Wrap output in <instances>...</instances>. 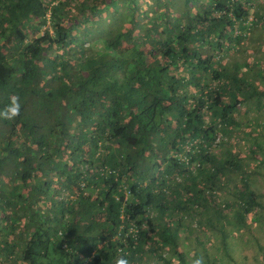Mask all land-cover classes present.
I'll return each mask as SVG.
<instances>
[{
  "label": "trees",
  "instance_id": "16d2710c",
  "mask_svg": "<svg viewBox=\"0 0 264 264\" xmlns=\"http://www.w3.org/2000/svg\"><path fill=\"white\" fill-rule=\"evenodd\" d=\"M256 1L0 0V108L22 103L0 120V264H225L209 228L248 264L228 237L264 226V136L248 159L230 139L264 69L219 56L264 25Z\"/></svg>",
  "mask_w": 264,
  "mask_h": 264
},
{
  "label": "rangeland",
  "instance_id": "374dc122",
  "mask_svg": "<svg viewBox=\"0 0 264 264\" xmlns=\"http://www.w3.org/2000/svg\"><path fill=\"white\" fill-rule=\"evenodd\" d=\"M153 4H149V6H152ZM155 7V6H154ZM264 9V0H258L255 2L253 7L250 9V16L251 18L254 14V11H261ZM105 12L103 11L104 15ZM148 19L144 20V23L142 26H149L150 23L147 22ZM262 22V21H260ZM257 27L253 28L252 30L249 31L248 33V38L247 40H244L239 48V50H235L228 55L224 56H219L223 62H227L231 65L234 61H239L242 62L246 60L247 62H250V66L255 69L256 66L263 68L264 69V41H262V38L264 36V25H260V23H256ZM128 26V25H127ZM130 27V26H129ZM103 32H105V29L102 27L101 28ZM262 36V37H261ZM90 41L85 42V46H88ZM93 46L96 47H101L102 43L99 41H95L92 43ZM128 46V44H126ZM123 46V47H126ZM251 74L249 75V77ZM256 77V75H255ZM261 78H264L261 77ZM260 79H255L256 84H258ZM254 79V78H253ZM235 115L236 118L238 119L239 124L233 126V133L231 136V143H234L235 148H239L240 152H242L245 156L246 159L251 158L252 155L249 153L251 144L250 139L252 136H257L259 140L263 139L264 136V109L263 110H256L255 106L248 107L244 105L243 103L238 104L235 107ZM258 122V124H256ZM249 131H251V135L249 134ZM218 139L217 142L219 143L221 141V136L218 134L217 135ZM232 146V145H231ZM218 151L220 149L224 148V144L222 145L219 143V146H217ZM217 151V149H215ZM263 154V153H260ZM263 161H264V155H262ZM253 163V161H251ZM264 168V162L263 166L262 163L259 164V168ZM257 169L258 168H254ZM254 179L251 181L253 189L259 193L262 194V200H264V169L259 172V174H254L253 175ZM224 195V194H222ZM195 223H193L194 225ZM231 227L230 224L226 225V228L229 229ZM217 230L216 229H205L202 233L201 236H207L210 237L209 240L206 242L207 246V252L208 253H216L220 257H222V261L225 262V264H236L235 261H230L228 256H225L224 252L220 250L221 248V243L219 240V237H217ZM181 240L185 239V232L181 233ZM249 237V239H247ZM229 241H231L232 244H235V247L238 248L239 246L242 247L245 250V254L248 257V264H264V226L260 225L258 222H253L251 223V228L249 230L243 231V233L239 235H233L229 234L228 237ZM199 254L203 252V250L198 247ZM240 252V251H239ZM232 255H234V250H233V245H232ZM202 257V256H201ZM237 258V256H236ZM235 258V259H236ZM241 258V255H240ZM241 263V262H240ZM142 264H149L146 262H143Z\"/></svg>",
  "mask_w": 264,
  "mask_h": 264
},
{
  "label": "clouds",
  "instance_id": "9594fccd",
  "mask_svg": "<svg viewBox=\"0 0 264 264\" xmlns=\"http://www.w3.org/2000/svg\"><path fill=\"white\" fill-rule=\"evenodd\" d=\"M22 103L19 95L13 94L9 97L8 103L0 108V120L11 121L16 119L21 113ZM182 160L186 157L181 156ZM193 168V165H191ZM115 264H129V261L124 256H121L115 260ZM190 264H204V260L200 257L190 258Z\"/></svg>",
  "mask_w": 264,
  "mask_h": 264
}]
</instances>
